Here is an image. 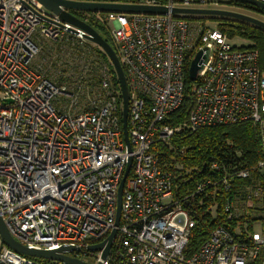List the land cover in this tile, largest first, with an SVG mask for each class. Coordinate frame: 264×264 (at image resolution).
I'll return each mask as SVG.
<instances>
[{"label":"built area","instance_id":"1","mask_svg":"<svg viewBox=\"0 0 264 264\" xmlns=\"http://www.w3.org/2000/svg\"><path fill=\"white\" fill-rule=\"evenodd\" d=\"M209 1L130 4L204 9L198 4ZM94 14L108 28L127 77L131 153L121 90L86 33L36 0H0V217L10 235L32 250L73 247L70 257L92 255L93 264H264V71L258 51L237 48L220 29L187 16ZM204 49L208 61L187 90L191 62ZM187 102L184 121L167 122ZM241 123L260 132L257 164L243 168L212 160L177 199V176L161 163L158 147L205 128ZM130 158L119 227L104 260V248L89 247L116 228ZM237 180L250 183L235 191ZM219 191L226 196L222 223L187 255L197 224L193 203L199 199L203 207V198ZM216 208L206 213L216 218ZM0 264L60 263L32 261L0 238Z\"/></svg>","mask_w":264,"mask_h":264},{"label":"trees","instance_id":"2","mask_svg":"<svg viewBox=\"0 0 264 264\" xmlns=\"http://www.w3.org/2000/svg\"><path fill=\"white\" fill-rule=\"evenodd\" d=\"M128 3L138 0H127ZM109 2H123L109 0ZM227 6L234 9H241L258 15L264 18V11L247 4L227 2ZM76 17L90 24L116 51L118 50L113 42L108 28L100 24L94 19V12L71 11ZM89 15V17H87ZM191 21L201 22L203 20H213L218 22V28L227 35L232 41L236 38L247 41L249 44L240 49H255L259 53V66L264 71V30L252 24L230 18L221 17H203L189 16L186 17ZM97 56L109 65L113 75V83L119 90V82L114 72L113 66L104 52L98 48H92ZM96 85H99L98 78H95ZM185 84L187 90L190 89L192 83L189 76L186 75ZM190 107V102L185 103L182 110L177 114L172 115L170 120L176 124L177 121H184L187 111ZM184 148V155H180V151ZM261 137L260 132L250 123H241L229 126H219L205 128L195 133H188L184 137H176L171 142L170 146L161 145L157 149L158 156L163 165H167L168 169L174 172L177 176L175 181V197L182 198L187 191L192 190L194 181L201 177L200 171L205 165H208L212 160H218L232 165H237L243 168H252L257 164L261 156ZM180 166V169L176 167ZM249 180H237L235 182V191H241L248 186ZM224 194L219 191L215 197L203 198V207L198 205L199 199L195 200L193 207L198 210L196 215V227L192 231L189 244L186 249L187 255H192L198 251L203 243L208 239L211 231L220 223H222V208L225 202ZM217 206L216 213L218 217L214 218L206 210L210 206ZM201 214V215H200ZM35 262L50 263L49 261L27 257Z\"/></svg>","mask_w":264,"mask_h":264},{"label":"water","instance_id":"3","mask_svg":"<svg viewBox=\"0 0 264 264\" xmlns=\"http://www.w3.org/2000/svg\"><path fill=\"white\" fill-rule=\"evenodd\" d=\"M47 11L57 16L62 22L68 23L76 29H80L86 33L85 38L100 48L109 59L113 66L114 72L117 76L119 87L123 99V134L124 139L128 147L129 153L132 152V147L128 134V115L130 105V92L127 77L124 68L120 62L119 56L113 47L87 22L79 19L71 11L82 12H100V13H123V14H147V15H167L173 14L176 16H203V17H221L240 20L264 30V21L257 18L244 15L241 13L219 10V9H169L163 6H143L130 3L109 2V0H36ZM127 1V0H116ZM133 1V0H131ZM226 2H236L247 4L252 7L261 9L264 11V3L258 0H220ZM73 32H76L75 29ZM210 51L204 49L199 51L195 58L191 62L189 69V80L193 83L197 80L198 74L203 70L204 64L208 61ZM132 167V159H129V163L125 170L124 177L119 187L118 203H117V219L115 229L109 235L107 240L101 244L93 245L89 247L90 251H103V259H107L111 250L112 244L117 234V228L119 227L121 217V207L123 198V189L126 179L130 173ZM0 238L5 245L10 249L26 257L37 258L49 262H57L60 264H88L79 259H75L69 256L76 249L73 247H63L57 251H38L29 249L19 242H17L8 232L6 225L0 217Z\"/></svg>","mask_w":264,"mask_h":264},{"label":"rangeland","instance_id":"4","mask_svg":"<svg viewBox=\"0 0 264 264\" xmlns=\"http://www.w3.org/2000/svg\"><path fill=\"white\" fill-rule=\"evenodd\" d=\"M128 2L129 1H123L122 3H128ZM215 2L216 1L213 0V1H209V2H207L205 4H198V5L204 7V9H219V10L233 11V12H237V13H241V14H244V15H248V16H251V17H254V18H257L259 20L264 21V18H260V17H258V15H255V14H253L251 12H248V11H245V10H241V9H234L232 7H229V6H226V5H222V4H219L217 6V5H215L216 4ZM87 17H89V15H87ZM201 23L202 24L205 23V25H207L210 28L219 29L218 28L219 24L216 21L207 19V20L201 21ZM231 44L233 46L239 48V47H246V46H248L249 43L247 41H245V40L240 39V38H236V39H234V40L231 41ZM257 226L259 228H257L258 230H256L258 232V233H256V236L259 237L260 234H261L260 233V227H261V225L258 224ZM71 255H73V254H71ZM81 260L84 261V262H87L89 264L95 263V257H93L92 255L82 256L81 257Z\"/></svg>","mask_w":264,"mask_h":264}]
</instances>
